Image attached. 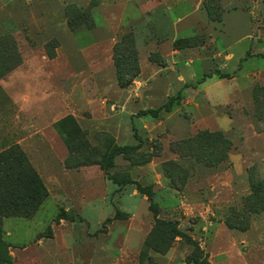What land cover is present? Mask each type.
<instances>
[{
    "label": "rangeland",
    "instance_id": "obj_1",
    "mask_svg": "<svg viewBox=\"0 0 264 264\" xmlns=\"http://www.w3.org/2000/svg\"><path fill=\"white\" fill-rule=\"evenodd\" d=\"M168 2L171 15L136 0H0V39L19 57L0 77V153L18 147L48 193L28 229L2 220L13 249L0 264H264V0ZM127 33L139 77L120 87ZM203 132L229 143L216 164L186 144ZM114 145L133 148L106 171L79 165ZM158 220L190 240L157 253ZM26 229L40 231L13 244Z\"/></svg>",
    "mask_w": 264,
    "mask_h": 264
},
{
    "label": "trees",
    "instance_id": "obj_2",
    "mask_svg": "<svg viewBox=\"0 0 264 264\" xmlns=\"http://www.w3.org/2000/svg\"><path fill=\"white\" fill-rule=\"evenodd\" d=\"M208 16L212 17V11L208 9ZM4 40V41H3ZM8 60L12 64L8 65ZM114 61L116 66L117 80L120 87H126L138 77L139 65L138 55L135 48V41L132 33H127L118 42L114 50ZM19 62V57L14 44L11 41L0 39V77L15 67ZM8 65V66H7ZM172 98L158 109H147L140 114L156 115L161 109H170ZM201 143L207 155L200 153L202 160L209 164H216L226 157L228 141L223 139L219 132H203L197 138L189 139L186 144L194 147ZM133 147L112 146L109 151L99 155L96 160H82L81 164H98L103 171L108 170L113 165V159L119 154H123ZM214 154H218L216 157ZM205 157V158H204ZM142 193L149 198L151 191L149 187L142 188L137 185ZM48 193L38 174L33 170L27 161L24 153L18 147H10L0 153V224L4 218L23 217L31 218L39 209ZM150 209L154 214L157 213L155 206L150 203ZM158 236V241L153 240V236ZM184 237L190 240L185 234L178 230L170 221L158 220L152 232L146 239L147 245H152V249L159 254H165L176 237ZM9 247L2 238L0 230V248L4 250L0 254V262H9L7 254Z\"/></svg>",
    "mask_w": 264,
    "mask_h": 264
},
{
    "label": "crops",
    "instance_id": "obj_3",
    "mask_svg": "<svg viewBox=\"0 0 264 264\" xmlns=\"http://www.w3.org/2000/svg\"><path fill=\"white\" fill-rule=\"evenodd\" d=\"M137 1V5H136V7H134L137 11H139L141 14H145V13H147V12H152V11H156V10H159L161 7H166V11L168 12V14H170L171 15V11H173L174 9H175V7H177V3H173V4H170L168 1H170V0H136ZM183 2H188V0H183ZM190 4H191V2H189ZM191 6H192V9L191 10H193L194 12H196L197 11V5L196 4H194V3H192L191 4ZM187 17H188V15H186V13H184V14H179L176 18H173V22H174V24H176V25H179L182 21H185L186 19H187ZM190 24V23H189ZM189 24H183L182 26H181V28L184 30ZM182 30V31H183ZM170 58H172V57H170ZM174 61V60H173ZM139 77V76H138ZM137 77V78H138ZM136 78V79H137ZM135 79V80H136ZM47 201V200H46ZM46 201H44L41 205H40V207H39V209L37 210V212L35 213V217H33L32 219H28V218H23L24 220H25V222H23V226H24V228L25 227H27V229H28V227H29V223L30 222H33L36 218H37V216L39 215V213L44 209V206L46 205ZM14 219H16V218H14ZM23 220V221H24ZM18 223L19 222H17V220H15L14 222H11L10 224L12 225V224H14V225H18ZM13 225V226H14ZM27 229L26 230H22V232L20 233V232H18V230H15V233L13 234V237H12V239H11V241L13 242V244H17V241H19L21 238V235H24V236H22L23 238H25V239H27V240H29V239H31V237L32 236H34L38 231H40V230H38V231H34V232H30V231H27ZM27 231V232H26ZM21 234V235H20ZM16 235H18V236H16ZM27 242V241H26ZM10 249H13V247L12 246H10L9 247ZM28 249H29V246H25L22 250L23 251H27L28 252ZM33 252V251H32ZM31 252V253H32ZM28 255V254H27ZM30 255H32V254H30Z\"/></svg>",
    "mask_w": 264,
    "mask_h": 264
}]
</instances>
